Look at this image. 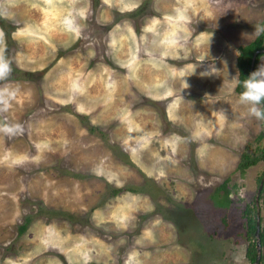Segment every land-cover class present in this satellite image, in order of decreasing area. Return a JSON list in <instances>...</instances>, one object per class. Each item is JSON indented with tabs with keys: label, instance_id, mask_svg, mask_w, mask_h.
Here are the masks:
<instances>
[{
	"label": "rangeland",
	"instance_id": "rangeland-1",
	"mask_svg": "<svg viewBox=\"0 0 264 264\" xmlns=\"http://www.w3.org/2000/svg\"><path fill=\"white\" fill-rule=\"evenodd\" d=\"M263 13L264 0H0V127L22 129L0 131V264H250L241 209L264 162L236 164L264 123L239 103L235 57ZM211 57L221 71L201 77ZM223 181L228 208L204 194Z\"/></svg>",
	"mask_w": 264,
	"mask_h": 264
},
{
	"label": "trees",
	"instance_id": "trees-1",
	"mask_svg": "<svg viewBox=\"0 0 264 264\" xmlns=\"http://www.w3.org/2000/svg\"><path fill=\"white\" fill-rule=\"evenodd\" d=\"M261 27H264V13L261 19ZM264 33L259 36H255L251 41L244 45H240L237 48V55L235 57V67L237 71L236 82L234 86V91L236 95L239 97V94L244 90L242 87L243 81L248 77V72L250 68V58L255 50L264 49ZM264 55V50L258 52L253 61V65L251 67V72L256 70L258 58ZM264 123V121H262ZM86 129L89 132L96 131L98 134H101V131L91 125L87 124ZM264 133L261 131L256 138V144L252 150H248L244 148L243 151L239 155V159L236 164V169L239 174H243L244 170L252 165H255L257 162H264ZM260 140L262 142H260ZM262 174V173H261ZM261 174L257 178L259 181ZM232 188H235V184H231L230 186L226 185V181H223L218 186L213 188L212 190H208L204 192V194L209 198V202L219 208H228L230 206L231 198L229 194L233 191ZM122 188H114L111 190V195H116L120 192ZM129 191H135V188H128ZM263 188L260 190V194L262 193ZM264 205V202H263ZM179 209V208H178ZM51 211V209H49ZM71 216L69 212H57V214ZM241 215L243 217V225H244V238L247 241L245 246L244 255L251 262L254 258L255 248H254V225H255V208L254 203L248 204L245 203L241 209ZM192 218L194 220V216L191 210L179 209L177 212V219L179 221H183L185 226H188V218ZM29 221V216L23 217V222L17 226V233H22L26 227V222ZM258 240L261 247L260 261H264V215L259 218V229H258Z\"/></svg>",
	"mask_w": 264,
	"mask_h": 264
},
{
	"label": "clouds",
	"instance_id": "clouds-1",
	"mask_svg": "<svg viewBox=\"0 0 264 264\" xmlns=\"http://www.w3.org/2000/svg\"><path fill=\"white\" fill-rule=\"evenodd\" d=\"M78 31V30H77ZM264 33V27L256 26L254 32L255 36H259ZM247 35V34H246ZM2 36V33H0ZM210 42V41H209ZM208 45V49H209ZM208 56L210 57L209 51ZM212 63L206 62L207 60H202L200 63L201 77H213L221 71V68L215 63L216 58L211 57ZM206 62V63H205ZM224 65L227 66V61H224ZM197 67L192 66V74L196 72ZM11 72L9 61L5 59L3 52L0 51V79H5ZM189 84L184 81V89L188 88ZM243 91L239 94V103L247 107L248 114L257 120L264 121V64H260L256 70L251 72L249 76L243 81L242 84ZM7 91L0 92V104H4L7 108V100L4 99L7 95ZM219 113L222 118L227 119L226 112L224 109H220ZM0 131L8 134H16L21 132L22 129L19 125L16 126H3L0 127Z\"/></svg>",
	"mask_w": 264,
	"mask_h": 264
},
{
	"label": "water",
	"instance_id": "water-1",
	"mask_svg": "<svg viewBox=\"0 0 264 264\" xmlns=\"http://www.w3.org/2000/svg\"><path fill=\"white\" fill-rule=\"evenodd\" d=\"M264 49H259V50H255L250 58V68H249V72H248V76L250 74V71H251V67L253 65V61H254V57L255 55L260 52V51H263ZM263 180H264V171L262 173V176L261 178L259 179V182H258V185H257V189H256V194H255V225H254V235L256 237V242H255V251H256V254H255V258H254V264H257L258 263V258H259V240H258V229H259V209L257 207V199H258V194H259V191L261 189V186H262V183H263ZM230 196V194H229Z\"/></svg>",
	"mask_w": 264,
	"mask_h": 264
},
{
	"label": "flooded vegetation",
	"instance_id": "flooded-vegetation-1",
	"mask_svg": "<svg viewBox=\"0 0 264 264\" xmlns=\"http://www.w3.org/2000/svg\"><path fill=\"white\" fill-rule=\"evenodd\" d=\"M263 173V172H262ZM262 189V188H261ZM260 189V190H261ZM263 190H264V188H263ZM259 193H260V191H259ZM259 195V194H258ZM254 232V231H253ZM253 236H254V248H255V242H256V237H255V235H254V233H253ZM255 254H256V251H255ZM255 254H254V258H255ZM260 254H261V247H260V243H259V258H258V263L257 264H264V261H262V263H261V261H260ZM254 258H253V260L250 262V264H254Z\"/></svg>",
	"mask_w": 264,
	"mask_h": 264
},
{
	"label": "crops",
	"instance_id": "crops-1",
	"mask_svg": "<svg viewBox=\"0 0 264 264\" xmlns=\"http://www.w3.org/2000/svg\"><path fill=\"white\" fill-rule=\"evenodd\" d=\"M219 47H223L222 44H219Z\"/></svg>",
	"mask_w": 264,
	"mask_h": 264
}]
</instances>
